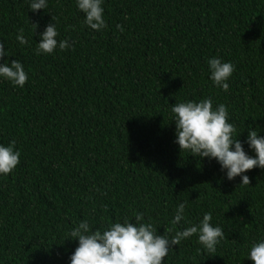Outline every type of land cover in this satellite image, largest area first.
I'll return each mask as SVG.
<instances>
[{"label":"trees","instance_id":"1","mask_svg":"<svg viewBox=\"0 0 264 264\" xmlns=\"http://www.w3.org/2000/svg\"><path fill=\"white\" fill-rule=\"evenodd\" d=\"M30 3L0 0V64L17 60L28 76L23 87L0 77V146L14 140L20 152L0 174V264H70V233L85 220L103 232L137 224L139 213L171 240L209 212L225 234L215 253L194 234L163 264H253L264 169L243 173L250 185H240L215 159L180 152L171 109L224 104L234 138L255 157L246 140L249 130L264 137V0H102L100 31L76 0H46L35 12ZM51 23L70 47L37 55ZM213 57L235 66L228 91L210 79ZM181 203L185 219L174 225Z\"/></svg>","mask_w":264,"mask_h":264},{"label":"clouds","instance_id":"2","mask_svg":"<svg viewBox=\"0 0 264 264\" xmlns=\"http://www.w3.org/2000/svg\"><path fill=\"white\" fill-rule=\"evenodd\" d=\"M77 7L85 14V23L93 30L100 31L106 27L102 0H76ZM29 8L32 11L46 9V0H31ZM35 28L36 26L33 25ZM123 32V27L117 25ZM19 29L16 39L20 44L28 41ZM36 54H52L59 47L65 50L70 47L67 40H57L58 32L54 23L49 24L40 34ZM6 55L4 45L0 43V57ZM210 79L213 83L228 91L229 84L225 81L232 76L235 66L230 62H221L213 57L207 61ZM0 77L10 81L14 86L23 87L28 80L23 65L17 60L10 64H0ZM176 129V141L180 152L189 151L193 156L215 159L226 170V177L232 180L241 177V184L250 185V179L243 173L253 168L264 169V137L258 136L256 130H249L247 144L255 152V157L249 156L241 142L234 138L236 128L228 121V109L219 104L215 109L211 99L199 102L187 101L176 103L172 109ZM15 141L8 146H0V174L11 173L20 162V152L14 150ZM198 198V197H197ZM185 204L176 209L172 224H178L185 219ZM142 214L137 213L133 224L125 220L116 222L107 230L90 231L88 221H81L70 235L78 241V246L70 257V264H163L170 246H177L182 240L198 234V242L209 252L215 253L216 246L225 239L220 227L210 223L211 213H206L201 222L176 231L169 240L164 235H158L157 229L151 223H141ZM171 232L172 229H169ZM253 264H264V241L251 246L249 257Z\"/></svg>","mask_w":264,"mask_h":264}]
</instances>
